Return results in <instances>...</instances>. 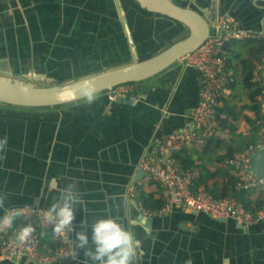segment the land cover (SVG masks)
<instances>
[{
	"label": "crops",
	"instance_id": "obj_1",
	"mask_svg": "<svg viewBox=\"0 0 264 264\" xmlns=\"http://www.w3.org/2000/svg\"><path fill=\"white\" fill-rule=\"evenodd\" d=\"M231 2L242 30L264 33V0ZM175 3L209 14L210 0ZM120 8L139 60L163 50L173 28L185 29L138 11L130 0H0V76L47 86L128 65L133 58ZM229 51L235 82L218 108L220 120L224 126L228 120L231 129L220 128L203 147L179 156L182 168L200 172L198 189L216 197L229 195L237 182L220 157L236 143L256 139L259 131L241 83L239 61L247 57L246 46L242 41L232 43ZM199 81L198 72L179 61L136 85L139 98L133 105L110 102L104 92L92 103L86 98L53 108L0 105V137H6L0 145V194H7L6 205L37 206L41 200L46 208L61 189L73 186L88 210H75L72 240L77 231L90 232L99 216H112L122 224H137L141 264H264V229L244 235L233 223L188 211L150 214V223L143 218L138 224L137 210L145 212L139 195L158 199L161 190L142 181L140 160L162 137L190 125ZM48 175L54 176L51 186L39 179ZM246 195L255 199L257 193ZM43 251L50 252L48 244ZM58 264H88V257L80 249L75 258Z\"/></svg>",
	"mask_w": 264,
	"mask_h": 264
},
{
	"label": "built area",
	"instance_id": "obj_2",
	"mask_svg": "<svg viewBox=\"0 0 264 264\" xmlns=\"http://www.w3.org/2000/svg\"><path fill=\"white\" fill-rule=\"evenodd\" d=\"M257 38H264V33L253 34L244 31L235 19L224 17L211 25L207 39L194 52L180 60L185 67L199 74L198 101L190 112V125L186 129L162 137L155 149L140 160L142 181L158 185L162 201L158 211H145L144 215L188 211L204 214L213 221H232L242 228L264 220V207L252 212L246 210L241 202L230 195L216 197L205 190H195L200 172L195 168L183 169L179 163L182 152L203 147L220 132L216 109L223 95L235 82L233 72L227 68L229 53L225 46L232 41ZM251 82L259 90L255 99L261 113V120L257 122V143L255 146H249L243 153L225 159L223 165L237 175V190L264 195V184L252 168L253 156L264 147V58L255 64ZM137 92L136 83H127L105 91L104 95L106 100L114 102L126 100ZM27 220L36 228H51L42 214V209L36 206L29 207ZM52 240L54 248L50 252H44L39 248L40 238L36 231L27 242L17 245L12 239L11 230L0 228V262L17 264L18 255L20 259L25 258L37 264H49L52 258L51 264L68 260L71 256L60 255L61 249L67 251L68 241L53 234Z\"/></svg>",
	"mask_w": 264,
	"mask_h": 264
},
{
	"label": "water",
	"instance_id": "obj_3",
	"mask_svg": "<svg viewBox=\"0 0 264 264\" xmlns=\"http://www.w3.org/2000/svg\"><path fill=\"white\" fill-rule=\"evenodd\" d=\"M133 1L146 13L161 16L182 25L187 30V36L172 43L153 56L139 60L127 25L125 13L120 8L121 21L133 55V61L131 63L114 69L104 70L73 82L47 86H35L28 79L23 81L7 76H0V105L17 109L53 108L86 99L84 90L87 88H92L94 95H97L119 85L142 82L163 72L174 63L179 62L185 55L194 52L207 39L210 27L215 22L224 17L236 19V14L231 8V0H210L209 14L206 10H194L188 6H180L171 0ZM262 27H264V22ZM138 98V94H134L126 100L117 101L121 104L133 105ZM252 162L255 163V174L264 184V147L255 153ZM39 179L45 185L51 186V180L54 179V176L48 175L45 179L40 176ZM137 179H140L139 175ZM11 206L19 205H5V207ZM28 206L33 207V205ZM36 207L42 210L45 209L41 200ZM137 211L139 214L138 221L144 218L150 223L152 220L151 216L143 215L140 210ZM219 222L228 225L233 223L235 229L244 235H247L253 230L264 229V220L248 228H242L232 221ZM123 224L126 227L128 226L125 222ZM130 225L137 232V224L131 223ZM22 259H24L22 263L24 264L26 259ZM30 264L37 263L30 262ZM139 264H141L140 261Z\"/></svg>",
	"mask_w": 264,
	"mask_h": 264
},
{
	"label": "clouds",
	"instance_id": "obj_4",
	"mask_svg": "<svg viewBox=\"0 0 264 264\" xmlns=\"http://www.w3.org/2000/svg\"><path fill=\"white\" fill-rule=\"evenodd\" d=\"M84 95L89 103L95 100L94 90L87 88ZM6 143V137H0V145ZM54 190V189H53ZM7 194H0V228L11 230V236L17 245L29 240L36 231L34 224L27 220L29 206L5 207ZM87 206L82 204L79 193L73 186L61 189L53 196L48 206L42 210L48 225H51L53 236L63 237L68 241L67 251L61 249V256L75 258L80 249H84L88 264H139V254L142 241L137 237L132 225L127 227L112 216H99L91 226V231H77L75 240L70 238L73 231L71 222L77 208ZM140 222L138 221V224ZM45 235V232L41 233ZM20 259L16 257V262ZM53 258L50 259L51 264ZM190 264V261L186 262Z\"/></svg>",
	"mask_w": 264,
	"mask_h": 264
},
{
	"label": "trees",
	"instance_id": "obj_5",
	"mask_svg": "<svg viewBox=\"0 0 264 264\" xmlns=\"http://www.w3.org/2000/svg\"><path fill=\"white\" fill-rule=\"evenodd\" d=\"M244 45L246 46V54L247 57L245 59H242L239 61V65L241 67V83L243 87L248 91V102L251 106H249V109L254 112L256 116V121L261 120V113L259 110L258 105L256 104V96L258 95L259 90L256 88V86L251 82L252 79V72L254 70L255 64L259 63L264 58V38H257V39H247V40H240ZM240 41H232L225 48L228 50V53L230 54V44L240 42ZM231 59L230 56L227 58V68L231 69ZM143 82V81H142ZM142 82L136 83V85H140ZM222 113V108L216 109V118L217 120H220V115ZM232 116H236V113H233ZM226 122V120H225ZM220 128H227L230 126V123L227 120V124L224 126V120L219 121ZM231 127H229V130ZM211 140V139H210ZM209 140V141H210ZM207 141L206 143H208ZM205 143V144H206ZM257 143L256 139H250L247 142H239L236 143L231 149L227 150L226 153L220 157V161L232 158L238 154L243 153L249 146H255ZM204 144V145H205ZM188 169V168H183ZM200 182V178L195 186V190L198 188V183ZM230 196L237 199L243 207L252 212H257L261 210L264 207V195L259 194L255 197V199H249L246 195L245 191L242 190H232L229 193ZM140 206L144 211H147L149 213L158 211L162 206L161 198L155 199L150 196L140 194L138 197ZM35 227V226H34ZM36 232L39 234L40 238V250H44V244H48V247L50 248V251L54 248V243L52 240V233L51 230H44L36 228ZM45 232V235H42L41 233Z\"/></svg>",
	"mask_w": 264,
	"mask_h": 264
},
{
	"label": "rangeland",
	"instance_id": "obj_6",
	"mask_svg": "<svg viewBox=\"0 0 264 264\" xmlns=\"http://www.w3.org/2000/svg\"><path fill=\"white\" fill-rule=\"evenodd\" d=\"M123 1V0H122ZM126 1H128V0H126ZM171 1H173L174 3L175 2H177L178 0H171ZM130 2H131V4L138 10V11H140V12H142V13H145V11H143V10H141L138 6H137V4H135V2L133 1V0H130ZM147 14V13H146ZM132 15V14H131ZM150 15V14H149ZM134 16H135V14H134ZM152 16H156V15H152ZM157 17H159L162 21H167V19L166 18H164V17H161V16H157ZM176 26H178V27H181L180 26V24H176ZM170 34H173L172 35V38H170L169 37V39L168 38H166L165 40H164V45H163V49H165V48H167L169 45H171L172 43H175L176 41H179V40H181V39H183L184 37H186L187 36V30L186 29H184V30H182V31H177L176 29H174L173 28V30L172 31H170ZM131 50V49H130ZM131 56H132V58H133V55H132V52H131ZM103 93V92H102ZM252 168H253V170L255 171L256 170V167H255V163L254 162H252Z\"/></svg>",
	"mask_w": 264,
	"mask_h": 264
},
{
	"label": "flooded vegetation",
	"instance_id": "obj_7",
	"mask_svg": "<svg viewBox=\"0 0 264 264\" xmlns=\"http://www.w3.org/2000/svg\"><path fill=\"white\" fill-rule=\"evenodd\" d=\"M158 53V52H157Z\"/></svg>",
	"mask_w": 264,
	"mask_h": 264
}]
</instances>
